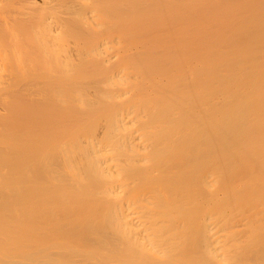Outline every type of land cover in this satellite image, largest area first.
Segmentation results:
<instances>
[{"label": "bare ground", "instance_id": "1", "mask_svg": "<svg viewBox=\"0 0 264 264\" xmlns=\"http://www.w3.org/2000/svg\"><path fill=\"white\" fill-rule=\"evenodd\" d=\"M0 264H264V0H0Z\"/></svg>", "mask_w": 264, "mask_h": 264}]
</instances>
